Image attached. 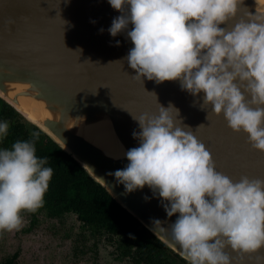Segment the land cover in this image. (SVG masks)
I'll return each instance as SVG.
<instances>
[{
    "label": "clouds",
    "instance_id": "9594fccd",
    "mask_svg": "<svg viewBox=\"0 0 264 264\" xmlns=\"http://www.w3.org/2000/svg\"><path fill=\"white\" fill-rule=\"evenodd\" d=\"M108 3L121 13L108 29L112 37L132 25L126 60L133 79L179 80L191 95L202 92L203 105L223 114L232 132L246 134L250 147L264 153V17L240 20L226 30L220 25L235 17L242 0ZM178 114L171 105H159L155 115H133L140 131L132 136L139 146L127 150V165L110 175L126 193L148 186L167 202L168 217L178 214L168 228L160 220L153 225L187 264H231L226 246L241 254L264 246V178L234 180L217 171L210 151ZM8 129V122L0 121V140ZM39 139L40 132L32 131L28 139L0 149V231H19L23 213L45 205L54 171L48 157L36 154Z\"/></svg>",
    "mask_w": 264,
    "mask_h": 264
},
{
    "label": "water",
    "instance_id": "95a60500",
    "mask_svg": "<svg viewBox=\"0 0 264 264\" xmlns=\"http://www.w3.org/2000/svg\"><path fill=\"white\" fill-rule=\"evenodd\" d=\"M263 9L259 0H242L235 17L220 27L231 30L240 20L264 17ZM119 15L108 0H0V99L47 134L122 208L182 257L163 234H155L153 225L160 220L168 228L178 214L168 217L163 207L167 202L148 186L126 193L110 175L127 165L126 157L107 155L79 130L109 122L127 152L139 146L132 136L140 131L133 115H155L159 105H171L179 110L182 125L210 151L217 171L232 179L264 178V153L250 147L246 134L232 132L223 114L214 115L211 105H203L202 92L191 95L179 80L157 84L133 79L136 73L126 60L133 47L127 37L132 25L115 37L108 32ZM20 85L27 89L16 87ZM22 97L44 103L48 115L43 127L17 108ZM245 98L251 99L247 93ZM224 251L231 264H264V246L247 254L230 246Z\"/></svg>",
    "mask_w": 264,
    "mask_h": 264
},
{
    "label": "trees",
    "instance_id": "16d2710c",
    "mask_svg": "<svg viewBox=\"0 0 264 264\" xmlns=\"http://www.w3.org/2000/svg\"><path fill=\"white\" fill-rule=\"evenodd\" d=\"M6 105L7 111L2 115L9 118L15 116L16 119L9 121L8 135L2 140L3 147L10 148L15 141L28 139L30 132L39 131L36 154L39 157H48L47 166L52 167L54 171L45 195V205L39 210H44L50 217H58L66 212L76 213L92 228L105 223L109 231L120 232L118 235L122 239L120 244L123 245V254L131 253L134 247L133 253L147 264H170L173 261L172 254L184 264L187 263L126 212L105 188L94 181L56 142L24 120L11 106ZM120 213H124L129 219L121 222ZM16 256L17 253L12 259ZM12 259L0 264H10Z\"/></svg>",
    "mask_w": 264,
    "mask_h": 264
},
{
    "label": "rangeland",
    "instance_id": "374dc122",
    "mask_svg": "<svg viewBox=\"0 0 264 264\" xmlns=\"http://www.w3.org/2000/svg\"><path fill=\"white\" fill-rule=\"evenodd\" d=\"M23 216L19 231H0V262L18 252L12 264H130L115 259L112 247L100 240L96 249L91 248V240L83 244L78 239L79 221L73 214L52 219L38 212L36 224L29 229L31 215L24 212Z\"/></svg>",
    "mask_w": 264,
    "mask_h": 264
},
{
    "label": "flooded vegetation",
    "instance_id": "af4514ba",
    "mask_svg": "<svg viewBox=\"0 0 264 264\" xmlns=\"http://www.w3.org/2000/svg\"><path fill=\"white\" fill-rule=\"evenodd\" d=\"M5 106H7L5 104V102L0 99V121H7L8 124H9L10 119L14 120L16 118H15V116L9 118L8 116H3L2 115V113H5V110L7 111V108ZM22 118H24V117H22ZM24 120H26V119H24ZM28 123L34 125L38 130H40L35 124H33L31 122H28ZM2 148H4V147H3V144H2V140H0V149H2ZM38 212H42L45 216H47L48 218H52V219H60V218H62L63 216H65L67 214H73V215H75V217L79 221L80 231L78 232V239H80L83 244H87L88 241L91 240V245H92L91 248L92 249H96L98 247V244H99L98 241L100 240L103 243H105V245H110L112 247L111 253H112V255H113V257L115 259L120 260V261H127L130 264H147V263H145V261H143L142 259H140L138 255H136L135 253H133L134 247L132 248L131 253H129V254H123L122 253L123 245L120 244V241L122 239L118 235L120 233L118 230H115L113 232L112 231H109V228L107 227V225L105 223H104V225H101L100 224V225L92 228V227L88 226L86 223H84L77 216V214L76 213H73V212H66V213H64V214H62V215H60L58 217H52V216L50 217L47 214H45L44 210H38L35 213H29V215H31V219H30V225H29L28 229L36 224V222H37V219H36L37 216L36 215H37ZM119 215H120L121 222H124L125 220L129 219L124 213H120ZM80 246L84 247V245H80ZM15 253H17V256H18V252H15ZM12 256L9 259H12ZM172 256H173V261L170 264H184V262L181 261L178 257H176L173 254H172ZM14 259H12V260H14ZM6 260L7 259H5L4 261H6ZM10 264H12V262Z\"/></svg>",
    "mask_w": 264,
    "mask_h": 264
},
{
    "label": "bare ground",
    "instance_id": "6f19581e",
    "mask_svg": "<svg viewBox=\"0 0 264 264\" xmlns=\"http://www.w3.org/2000/svg\"><path fill=\"white\" fill-rule=\"evenodd\" d=\"M259 3L261 9H263L264 0H259ZM16 87L27 89L26 85ZM19 102L17 108L25 114L24 116L31 121H36L40 127H43L42 121L48 115L44 103L26 97L20 98ZM79 133L107 155L113 158L125 157L126 150L116 137L109 122H100L89 127H82Z\"/></svg>",
    "mask_w": 264,
    "mask_h": 264
}]
</instances>
